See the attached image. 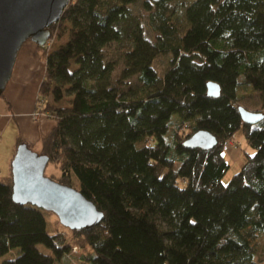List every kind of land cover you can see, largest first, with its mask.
Wrapping results in <instances>:
<instances>
[{
	"label": "trees",
	"instance_id": "trees-1",
	"mask_svg": "<svg viewBox=\"0 0 264 264\" xmlns=\"http://www.w3.org/2000/svg\"><path fill=\"white\" fill-rule=\"evenodd\" d=\"M137 1L70 0L50 26L61 38L68 20L67 40L38 44L46 70L36 110L55 124L36 145L16 139L47 154L46 174L84 192L103 219L71 229L58 217L68 231L49 229L47 209L14 200L10 166L0 175V255L21 252L0 264H264L246 232L264 231V117L249 123L239 109L242 87L264 98V0H176L182 16L172 0H143L152 35ZM126 40L140 85L124 91L107 47ZM161 53L172 54L163 75L153 66ZM66 95L68 105L55 104ZM198 129L217 143L187 147ZM238 131L254 151L225 182V143Z\"/></svg>",
	"mask_w": 264,
	"mask_h": 264
},
{
	"label": "water",
	"instance_id": "water-1",
	"mask_svg": "<svg viewBox=\"0 0 264 264\" xmlns=\"http://www.w3.org/2000/svg\"><path fill=\"white\" fill-rule=\"evenodd\" d=\"M70 0H0V95L4 93L15 66L18 51L28 39L45 45L52 36L51 24L57 22ZM208 93L219 96L220 85L208 82ZM242 118L256 123L264 113L240 105ZM216 135L198 129L185 140L187 147H212ZM47 154L39 153L23 141L17 145L11 160L13 198L19 203H32L59 217L71 229L91 227L104 217V211L75 186L46 174Z\"/></svg>",
	"mask_w": 264,
	"mask_h": 264
},
{
	"label": "rangeland",
	"instance_id": "rangeland-1",
	"mask_svg": "<svg viewBox=\"0 0 264 264\" xmlns=\"http://www.w3.org/2000/svg\"><path fill=\"white\" fill-rule=\"evenodd\" d=\"M152 2H155V0H151ZM169 5L171 7H174L176 9V14L181 15L182 13V3L176 0L169 1ZM131 7L135 14L142 19V22L144 24V27L146 31L152 35L153 31L148 26V11L143 6V0H139L133 4H131ZM182 16V15H181ZM180 16V17H181ZM65 24L67 25V33L61 37L58 38L57 36H54L51 38V45L48 46L49 48H56L59 44L62 42H65L68 38V31L71 28V24L68 20L65 21ZM130 42L129 40L126 41H115L111 45L107 47V52L109 58L115 60V69L112 72L111 75V81L114 85L118 87L120 90L127 91L131 87H135L140 85V82L138 80L137 74H131L130 70L126 68L128 66V63L124 60V51L130 48ZM22 48V47H21ZM42 58V57H41ZM172 58L171 53L167 54H158L153 60V66L158 71L159 74L163 75L164 72L167 70V68L170 65V60ZM43 59V58H42ZM44 60V59H43ZM31 77H28V79L22 78V76L19 74L21 73H27L23 71V68L21 67L19 69V62L15 65V68L13 70L12 76L7 84V87L10 88L12 84H22L23 86H27L28 88H31L32 83L34 81H37L38 73L39 71L32 65ZM77 66L76 63H72L71 69H74ZM6 87V88H7ZM7 89H5L4 93L0 95V111L4 109H8L10 107L9 101L6 97ZM241 93L243 94V98L241 99L240 104L247 107L250 110H256V111H264V98L262 97L260 92L255 91V89L252 86L248 87H242ZM70 98L69 95H66L62 100L55 102L57 105H68V99ZM35 99H37V94L35 96ZM38 113L36 110V100L34 105V114ZM42 115V114H39ZM46 115V114H45ZM37 118V116H35ZM174 117H177V114H174ZM171 131L168 132L167 137L171 139ZM225 155L227 157V160L230 163L229 169L226 171L223 180L226 182L228 179L233 175V173L239 171L246 161L247 158V152H253L254 149L247 143L244 135L241 131H238L233 139H229L225 143ZM45 216L47 218L48 228L49 229H57L61 228L65 231H68L66 228L64 229L61 224H58L57 222V214L54 212H50L48 210H44ZM61 226V227H60ZM247 236L251 239L252 243L254 244L256 248L255 253V259H260L262 262H264V231H257L253 230L251 228L246 229ZM72 240V239H71ZM38 247L43 251H50L48 247H46L43 243H38ZM81 250V247H80ZM20 248L15 247L5 254L0 255V262L3 261L6 258H12L17 256L20 253ZM75 264H84L79 259H76Z\"/></svg>",
	"mask_w": 264,
	"mask_h": 264
},
{
	"label": "crops",
	"instance_id": "crops-1",
	"mask_svg": "<svg viewBox=\"0 0 264 264\" xmlns=\"http://www.w3.org/2000/svg\"><path fill=\"white\" fill-rule=\"evenodd\" d=\"M19 62V73L22 78L31 77L32 65L39 71L37 81L31 88L22 84H12L5 94L10 107L0 111V175L7 176L10 172L11 160L16 152V139L21 135L32 145H36L43 135L49 133L55 120L45 114H34L35 96L46 70V61L40 56L38 44L28 39L18 51L15 65ZM15 68V66H14ZM14 70V69H13ZM9 82V81H8ZM8 84V83H7ZM5 91V90H4ZM1 110V109H0Z\"/></svg>",
	"mask_w": 264,
	"mask_h": 264
},
{
	"label": "built area",
	"instance_id": "built-area-1",
	"mask_svg": "<svg viewBox=\"0 0 264 264\" xmlns=\"http://www.w3.org/2000/svg\"><path fill=\"white\" fill-rule=\"evenodd\" d=\"M50 39H51V38H50ZM50 39L46 42V44H48V46L51 45V40H50ZM38 115H39V113H35V116H38ZM73 251H74V252H79V251H80L79 246H78V245H74V246H73Z\"/></svg>",
	"mask_w": 264,
	"mask_h": 264
}]
</instances>
